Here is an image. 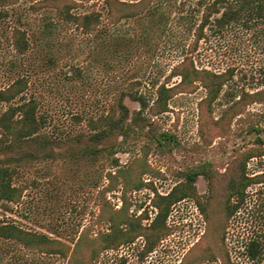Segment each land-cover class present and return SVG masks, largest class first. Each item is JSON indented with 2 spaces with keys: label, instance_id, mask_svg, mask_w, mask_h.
Returning a JSON list of instances; mask_svg holds the SVG:
<instances>
[{
  "label": "rangeland",
  "instance_id": "1",
  "mask_svg": "<svg viewBox=\"0 0 264 264\" xmlns=\"http://www.w3.org/2000/svg\"><path fill=\"white\" fill-rule=\"evenodd\" d=\"M36 1L0 0V89L27 77L23 96L38 99V112L45 119L40 134L55 143L51 157H40L38 151V156L19 163L10 159L17 164L13 181L22 195L12 209L0 206V219L68 242L82 231L104 230L107 215L121 207L147 225L156 213V196L167 194L188 170L202 168L211 175L212 185L199 175L194 188L196 199L209 201L207 221L196 199H183L170 208L169 234L145 259L136 257L143 244L138 237L133 244L103 253L97 264H116L120 255L127 257L126 264H178L190 248L189 256L194 257L213 243L228 178L243 164L246 174L264 178V154L257 155L264 153V102L245 98L237 114L224 111L242 91L264 88V33L259 32L263 26L207 31L191 53L194 62L215 71L232 67V81L211 107L201 101L206 93L202 85L175 86L167 109L157 113L156 88L178 83L171 69L188 51L203 4L210 0H152L147 11L116 23L107 19L104 0H75L76 12L101 14L97 30L89 35L63 21L45 32L43 16L53 12L38 8ZM13 27L27 32L29 47L23 54L12 45ZM128 90L141 93L146 106L124 97L129 109L126 135L90 143L88 120ZM5 106L0 103V110ZM88 143L95 151H84ZM11 153L1 150L0 160ZM249 154L255 156L247 158ZM108 172L115 175L109 177ZM137 181L142 182L139 189L133 188ZM256 234L264 239V182L247 188L245 203L226 228L230 255L237 264H264V255L253 262L244 253L246 241ZM14 251L32 264H59L56 257L1 239L0 264H6Z\"/></svg>",
  "mask_w": 264,
  "mask_h": 264
},
{
  "label": "trees",
  "instance_id": "2",
  "mask_svg": "<svg viewBox=\"0 0 264 264\" xmlns=\"http://www.w3.org/2000/svg\"><path fill=\"white\" fill-rule=\"evenodd\" d=\"M151 2L152 0H104L107 19L110 23H116L122 18L134 17L147 11ZM36 6L53 12V16L50 12L43 16V30L47 33L63 21L71 23L82 33L89 35L97 30L101 21V14L98 11L76 12L75 9L79 4L75 0H37ZM256 25L263 26L259 30L262 35L264 33V0H210L204 3L199 22L193 30L194 38L191 45L170 72L171 76L179 77L178 83L174 86L161 83L156 88L154 99L156 112L160 113L167 109L168 100L175 86L187 87L195 83L205 88L206 93L201 101L211 107L212 103L219 98L223 87L232 81L234 68L228 67L223 71H215L208 67H199L195 64L191 53L196 50L199 41L207 35V31L217 34L232 30L234 27L249 30ZM11 41L19 54L25 53L29 47L27 32L19 27L12 28ZM27 86V77L21 76L0 89V103L6 104L5 108L0 110V134L2 135L0 151L14 152L6 160H0V206L5 211L12 209L11 205L17 204L22 195L21 186L13 181L17 164H12L10 159L19 163L23 158L38 156L36 154L38 151H42L40 157L47 158L53 155L52 147L55 142L40 134V130L45 125V119L38 112V99L23 96ZM126 96L137 101L140 106H146L145 98L138 91H121L105 112L88 120L90 130L93 131L90 134V143L109 139L114 135H126L129 117V109L123 101ZM245 98H248L250 102H264V88H257L252 92L242 91L224 111L237 114L236 109ZM90 143L86 144L87 148L84 151H95L96 148ZM25 146L31 148L25 149ZM253 156L255 154H249L247 158ZM117 165L116 160L114 166ZM113 175L115 174L108 172L109 177ZM199 175L205 176L208 180L211 179V175L202 168L190 169L184 174V179L175 184L167 194L157 195L153 200L156 213L147 225L142 224L141 216H133L128 213V209L121 207L112 209L107 215L105 218L107 227L104 230L99 229L93 234L87 230L82 231L73 242L23 228L10 219H0V239L15 242L28 252L56 257L59 264H97L103 253L133 244L138 237H142L143 244L136 255L137 259L142 261L169 234L170 228L166 220L171 206L186 198L196 199L194 182ZM258 177L246 174L243 164L238 174L228 178L225 185L226 194L220 208L222 220L214 235L213 243L204 247L194 257L189 256L190 248L178 264H237L230 255L226 228L245 203L247 188L264 182V178ZM211 185L210 180L209 186ZM141 186L142 182L137 181L133 188L139 189ZM125 192L126 190L123 189L122 195H125ZM196 203L207 221L210 217L207 213L209 201L202 202L196 199ZM244 253L249 260L259 261L264 255V239L259 234L250 236L244 245ZM24 258L25 255L14 251L6 264H32ZM126 263V256L120 255L117 258L116 264Z\"/></svg>",
  "mask_w": 264,
  "mask_h": 264
}]
</instances>
